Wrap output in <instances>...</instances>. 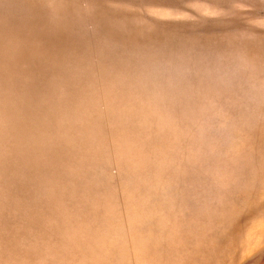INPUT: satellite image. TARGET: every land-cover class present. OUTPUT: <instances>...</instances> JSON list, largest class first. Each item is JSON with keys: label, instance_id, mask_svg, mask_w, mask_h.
<instances>
[{"label": "rangeland", "instance_id": "rangeland-1", "mask_svg": "<svg viewBox=\"0 0 264 264\" xmlns=\"http://www.w3.org/2000/svg\"><path fill=\"white\" fill-rule=\"evenodd\" d=\"M0 264H264V0H0Z\"/></svg>", "mask_w": 264, "mask_h": 264}]
</instances>
